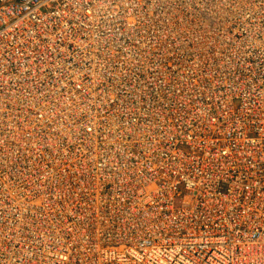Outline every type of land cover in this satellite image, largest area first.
Segmentation results:
<instances>
[{"label": "built area", "instance_id": "built-area-1", "mask_svg": "<svg viewBox=\"0 0 264 264\" xmlns=\"http://www.w3.org/2000/svg\"><path fill=\"white\" fill-rule=\"evenodd\" d=\"M0 264H264V0H0Z\"/></svg>", "mask_w": 264, "mask_h": 264}]
</instances>
